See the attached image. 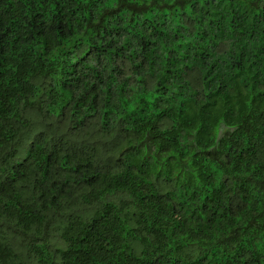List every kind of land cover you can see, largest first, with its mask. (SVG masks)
<instances>
[{"label": "trees", "instance_id": "1", "mask_svg": "<svg viewBox=\"0 0 264 264\" xmlns=\"http://www.w3.org/2000/svg\"><path fill=\"white\" fill-rule=\"evenodd\" d=\"M0 264H264V0H0Z\"/></svg>", "mask_w": 264, "mask_h": 264}]
</instances>
